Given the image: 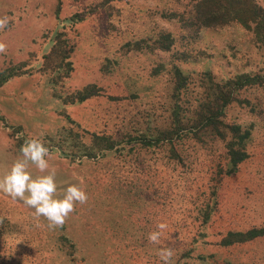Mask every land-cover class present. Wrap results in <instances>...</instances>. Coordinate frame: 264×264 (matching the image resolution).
I'll return each mask as SVG.
<instances>
[{
    "label": "rangeland",
    "instance_id": "1",
    "mask_svg": "<svg viewBox=\"0 0 264 264\" xmlns=\"http://www.w3.org/2000/svg\"><path fill=\"white\" fill-rule=\"evenodd\" d=\"M200 1L0 0V175L39 137L57 184L88 195L52 229L0 193V264H163L162 247L171 264H264V235H247L264 228V43L246 0H218L215 26ZM223 94L222 122L249 132L235 170L233 133L196 120ZM96 137L107 150L80 153Z\"/></svg>",
    "mask_w": 264,
    "mask_h": 264
},
{
    "label": "clouds",
    "instance_id": "2",
    "mask_svg": "<svg viewBox=\"0 0 264 264\" xmlns=\"http://www.w3.org/2000/svg\"><path fill=\"white\" fill-rule=\"evenodd\" d=\"M8 23L7 17L0 18V30L5 29ZM6 50L7 45L0 42V53H5ZM19 151L20 155L0 175V193L34 209V215L45 218L49 228L63 227L70 214L75 211V206L84 205L88 201L86 190L82 187L83 181L66 182V186L57 184L58 169L50 163L53 157L42 138H29ZM30 166H35L39 174L33 176ZM167 227L164 222L157 223L155 230L149 232L148 241L159 245ZM158 255L163 264H171V248H160Z\"/></svg>",
    "mask_w": 264,
    "mask_h": 264
},
{
    "label": "trees",
    "instance_id": "3",
    "mask_svg": "<svg viewBox=\"0 0 264 264\" xmlns=\"http://www.w3.org/2000/svg\"><path fill=\"white\" fill-rule=\"evenodd\" d=\"M217 1L218 0H201L199 4L196 6V17L199 19V21H202V23L206 26L209 25L215 26V23L218 25L219 23H221L220 21L224 19V18H222L221 20L217 19L214 22L213 18H211L210 16L211 14L217 13L218 9L221 8L222 6ZM235 5L236 2H231V4H229L228 7L236 11L234 8ZM233 10H230V12L232 13ZM243 15L249 19L248 22L244 24L247 26V28L255 32L259 40L264 43V6H260L256 2V0H246V6L244 5ZM248 81L251 80H249L248 78ZM258 81L264 84V77H259ZM220 99L221 100L216 103L209 104V106L207 105L208 107L204 108L201 114L200 112L198 113V116L196 118L198 122L197 126H201L202 123L204 125L206 124L211 125L212 128L215 129L216 131H220L219 128L225 126V124L221 120V117L224 115L223 111L225 107L228 105V103L231 101V98L223 94ZM173 119L175 121V124L173 125V127L163 132L164 138L178 137L182 130L180 127L182 119L180 118L179 111L174 112ZM225 127L228 128L231 133H233L232 140L228 142V150H229L232 167L235 170L238 164L247 158V152H245L243 142L244 139L249 135V132L242 131V129L239 126L226 125ZM23 141L26 142L27 140L23 139ZM105 141L106 139L102 137L101 138L96 137L93 139V143H92L93 146L83 147L80 153H82L83 155L84 154L100 155L102 150L103 151L107 150V148L105 147L106 146ZM19 145L21 146V144ZM63 152L61 153L64 154L65 156L68 154L67 152L64 153ZM247 235L249 236V238H254L264 235V228L252 229L250 230V232H248Z\"/></svg>",
    "mask_w": 264,
    "mask_h": 264
}]
</instances>
